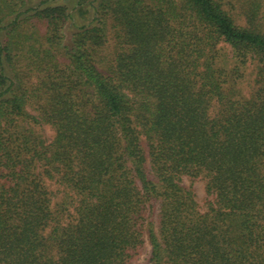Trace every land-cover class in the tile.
Listing matches in <instances>:
<instances>
[{
	"label": "trees",
	"instance_id": "trees-1",
	"mask_svg": "<svg viewBox=\"0 0 264 264\" xmlns=\"http://www.w3.org/2000/svg\"><path fill=\"white\" fill-rule=\"evenodd\" d=\"M32 3L0 0V264H264V34L217 0Z\"/></svg>",
	"mask_w": 264,
	"mask_h": 264
},
{
	"label": "rangeland",
	"instance_id": "rangeland-1",
	"mask_svg": "<svg viewBox=\"0 0 264 264\" xmlns=\"http://www.w3.org/2000/svg\"><path fill=\"white\" fill-rule=\"evenodd\" d=\"M40 1H45V4H40L41 8L45 6H65L68 11L72 12L71 14L74 19L75 25H88L92 20L93 14L91 7L87 5H82L84 6V8H87V11H85L84 8H75L76 0H31V2H33L31 4L32 7H37V4ZM217 1L222 5L223 9L231 16V18L233 19V23L236 26L240 28H251L264 34V0ZM85 3L87 4L88 1H85ZM69 24V22H66V24L63 26L65 41L70 39L72 34L75 32V28ZM26 27H28V29L31 31H35L37 35H39L37 29L38 31H40V33L44 30V25L38 22L35 18L27 22ZM114 52L115 48L111 41H109V43L106 44L105 48L102 50V54L105 55L108 59L114 58ZM257 63V61H248L244 66L240 67L241 70L240 68L237 71L233 70L234 76L236 77V82L240 87L239 90L241 92V95L246 98L249 97L252 91L251 88L255 79V73L257 71ZM232 66L233 65H230L228 67V70H232V68H230ZM210 111L213 112L214 110H212L211 108ZM30 113L34 114L33 111H30ZM36 130L46 141H51L53 131L48 125L38 126L36 127ZM180 184L185 188H189V186L192 187L195 192L196 201L202 207L201 210H205L204 203L206 199V193L203 181L200 179H197L196 181H191L190 178L184 176L182 177ZM46 186L50 190L55 189L54 182L52 181L47 182ZM68 199L69 196L64 195L61 190V193L55 198H53V201L58 205H62L63 202L67 204ZM157 213L158 208H154L153 221L157 220ZM149 252L150 248L146 243L144 247L140 250L138 255H136L128 264H149Z\"/></svg>",
	"mask_w": 264,
	"mask_h": 264
}]
</instances>
